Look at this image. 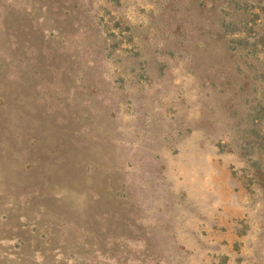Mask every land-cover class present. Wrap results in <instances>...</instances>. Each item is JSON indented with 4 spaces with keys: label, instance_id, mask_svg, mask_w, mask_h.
<instances>
[{
    "label": "rangeland",
    "instance_id": "rangeland-1",
    "mask_svg": "<svg viewBox=\"0 0 264 264\" xmlns=\"http://www.w3.org/2000/svg\"><path fill=\"white\" fill-rule=\"evenodd\" d=\"M167 1L0 0V264H264V175L219 139V88L156 53ZM59 128L93 136L48 150Z\"/></svg>",
    "mask_w": 264,
    "mask_h": 264
},
{
    "label": "trees",
    "instance_id": "trees-1",
    "mask_svg": "<svg viewBox=\"0 0 264 264\" xmlns=\"http://www.w3.org/2000/svg\"><path fill=\"white\" fill-rule=\"evenodd\" d=\"M156 22L149 25L152 28H157V25L163 27L158 32L162 35L163 45L156 53L170 54L172 59L180 58L203 86L219 88L215 110H224V122L231 126L227 137L220 134L219 139L226 138L225 144L228 146L235 144L239 148L237 153L246 158L247 169L254 177H263L264 101L255 106L258 112L255 119L246 121L245 117H240V114L243 115L240 99L247 102L249 99L246 96L252 92L264 93V0H168ZM162 63L167 66L166 61ZM248 108L249 104H246L245 109ZM219 120L217 116L208 118L204 113L192 128L203 131L217 129ZM234 123L239 125L237 129ZM204 125L207 126L206 129H203ZM59 129L58 134L52 136L56 138L54 145L57 146L48 150H57L66 144L87 147L91 142L89 136H93L88 135V139L83 140L71 131ZM237 132L240 138L237 137ZM208 139H200L199 147L203 148L202 145L210 143ZM35 141H40L39 136L34 137ZM48 143L51 144L52 141L48 140ZM74 148H65L63 152L56 155L53 153L52 156L59 159L63 157V160L65 157L66 165ZM34 163L35 168L28 172L30 176L38 177L45 166L37 161ZM65 165L60 164V167ZM81 173L79 169H75L74 175L78 177ZM31 181L33 180L29 183L32 185ZM36 189H43V186L38 184ZM44 194L46 201L52 198V204L54 201L66 204L63 197L58 198L53 191H44Z\"/></svg>",
    "mask_w": 264,
    "mask_h": 264
}]
</instances>
